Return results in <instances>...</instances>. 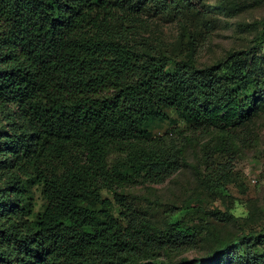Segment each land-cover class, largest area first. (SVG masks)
I'll use <instances>...</instances> for the list:
<instances>
[{
    "label": "trees",
    "instance_id": "trees-1",
    "mask_svg": "<svg viewBox=\"0 0 264 264\" xmlns=\"http://www.w3.org/2000/svg\"><path fill=\"white\" fill-rule=\"evenodd\" d=\"M151 1L0 0V264H264V228L204 258L162 260L194 249L196 228L156 227L121 193L180 170L182 132L152 133L167 109L212 134L200 149L210 194L231 181L264 111V35L207 67L137 50L111 28L113 11ZM177 3L194 7H153Z\"/></svg>",
    "mask_w": 264,
    "mask_h": 264
},
{
    "label": "rangeland",
    "instance_id": "rangeland-1",
    "mask_svg": "<svg viewBox=\"0 0 264 264\" xmlns=\"http://www.w3.org/2000/svg\"><path fill=\"white\" fill-rule=\"evenodd\" d=\"M156 1L139 6L134 12L126 7L113 11L111 28L120 30L137 50L165 55L174 61L194 54L195 64L207 67L231 51L247 50L264 35V0H190L192 8L183 3L156 8L153 7ZM166 113L169 119L152 133L163 134L171 128L182 132L176 137L185 143L180 170L162 184L136 186L121 192L156 227L181 220L196 228L199 242L194 249L162 252L161 259L204 258L224 242L264 228V111L255 118L250 143L241 147L234 161L231 181L213 194L201 184L206 171L200 159L201 146L212 134L195 130L174 110L167 109ZM185 140H190L191 145ZM216 160L225 161L226 156H217ZM33 192L36 212L43 201L39 188H33ZM205 210L228 211L238 220H208L203 214ZM239 244L237 241L235 246Z\"/></svg>",
    "mask_w": 264,
    "mask_h": 264
}]
</instances>
